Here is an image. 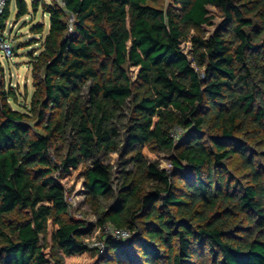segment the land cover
I'll list each match as a JSON object with an SVG mask.
<instances>
[{"label": "trees", "instance_id": "16d2710c", "mask_svg": "<svg viewBox=\"0 0 264 264\" xmlns=\"http://www.w3.org/2000/svg\"><path fill=\"white\" fill-rule=\"evenodd\" d=\"M175 3L15 1L16 19L40 10L48 27L29 29V103L0 80V264L86 251L95 264H264V0ZM209 7L221 19L207 34ZM80 166L92 200L114 196L98 224L128 232L102 234V251L69 214L62 179Z\"/></svg>", "mask_w": 264, "mask_h": 264}, {"label": "rangeland", "instance_id": "374dc122", "mask_svg": "<svg viewBox=\"0 0 264 264\" xmlns=\"http://www.w3.org/2000/svg\"><path fill=\"white\" fill-rule=\"evenodd\" d=\"M16 0H10L9 4V17L6 21V37L10 40L12 47L16 46V51L13 52L11 58H5L0 56V80H3L4 86L7 88L11 87L17 92V101L19 104L25 105L30 101L31 94L33 92V86L31 82V73L29 68V53L32 51H39L40 49V37L38 35L32 34L29 29L37 22H44L46 25V30L48 27V17L43 16L41 11L34 15L33 18L30 15L16 19ZM28 4L30 12V1L25 0ZM164 6H171L179 8V4L175 3V0H161ZM209 12L213 16L211 24L204 26V30L207 34L213 32L215 26L220 21V16L218 11L209 7ZM182 51L187 55L188 59L191 61L190 51L192 49L189 42L181 43ZM132 73L134 70L131 69ZM14 108L23 109L13 104ZM180 131H178L179 133ZM122 135L124 130L121 131ZM122 145L120 147V152L125 151V138H122ZM144 154L147 158L156 162L160 169L169 168V157L161 152H151L146 148H143ZM119 152L110 153L105 158L103 157V162L111 167L112 173V183L113 189L117 183V178L121 171L119 161ZM82 166L78 167L77 170L71 171L63 179L62 183L69 190L67 194V202L69 204V214L70 217L74 219L84 220L90 224L93 229L92 232L85 237V242L90 249H98L100 237L104 233L103 227L98 224V214L96 213L98 209L106 207L114 198L113 194L106 199L98 198L97 200H92L84 190L83 179H79V171ZM97 260V255L93 251H86L80 255L72 258H67L65 264H95Z\"/></svg>", "mask_w": 264, "mask_h": 264}, {"label": "built area", "instance_id": "2783aa9c", "mask_svg": "<svg viewBox=\"0 0 264 264\" xmlns=\"http://www.w3.org/2000/svg\"><path fill=\"white\" fill-rule=\"evenodd\" d=\"M7 0H0V56H3L5 58H11L13 56L14 48L12 47V44L10 40L6 37V22L4 26H2V18L5 13ZM178 131H180L178 133ZM181 133V130L179 128H174L172 131V136L174 138H177V136ZM104 233L106 236L109 235L115 239H121L125 240L128 238V232L123 229H116L112 228L109 225L104 226L103 228ZM101 243L97 245L98 250L102 251L103 244Z\"/></svg>", "mask_w": 264, "mask_h": 264}, {"label": "water", "instance_id": "95a60500", "mask_svg": "<svg viewBox=\"0 0 264 264\" xmlns=\"http://www.w3.org/2000/svg\"><path fill=\"white\" fill-rule=\"evenodd\" d=\"M14 51H16V46L14 47Z\"/></svg>", "mask_w": 264, "mask_h": 264}]
</instances>
